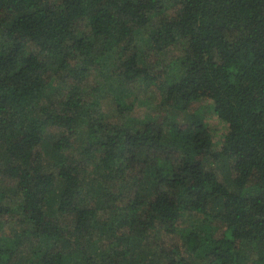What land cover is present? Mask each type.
<instances>
[{
    "label": "trees",
    "instance_id": "obj_1",
    "mask_svg": "<svg viewBox=\"0 0 264 264\" xmlns=\"http://www.w3.org/2000/svg\"><path fill=\"white\" fill-rule=\"evenodd\" d=\"M0 264H264V0H0Z\"/></svg>",
    "mask_w": 264,
    "mask_h": 264
},
{
    "label": "rangeland",
    "instance_id": "obj_2",
    "mask_svg": "<svg viewBox=\"0 0 264 264\" xmlns=\"http://www.w3.org/2000/svg\"><path fill=\"white\" fill-rule=\"evenodd\" d=\"M135 103V102H134ZM151 103H139L136 102L134 104V107H136V111L138 112L137 115L140 117L142 115H144L145 111H147L148 109H150V106ZM138 106V107H137ZM103 110L105 111V113L108 115V114H116V103H115V100L114 98H111V99H107L106 101H103ZM220 128V127H219ZM218 128V129H219ZM224 128H222L220 131H223Z\"/></svg>",
    "mask_w": 264,
    "mask_h": 264
}]
</instances>
